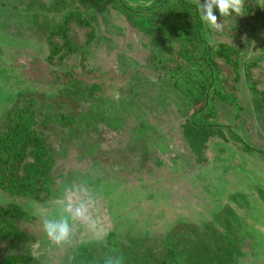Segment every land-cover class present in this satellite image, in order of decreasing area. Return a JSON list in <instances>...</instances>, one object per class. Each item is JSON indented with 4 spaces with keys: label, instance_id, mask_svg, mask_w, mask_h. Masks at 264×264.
Returning <instances> with one entry per match:
<instances>
[{
    "label": "rangeland",
    "instance_id": "374dc122",
    "mask_svg": "<svg viewBox=\"0 0 264 264\" xmlns=\"http://www.w3.org/2000/svg\"><path fill=\"white\" fill-rule=\"evenodd\" d=\"M188 1L207 16L211 0ZM242 7L213 4L222 27L204 32L226 96L197 114L198 157L184 133L200 83L115 0H0V136L22 118L48 158L40 198L0 183V264H264V0Z\"/></svg>",
    "mask_w": 264,
    "mask_h": 264
},
{
    "label": "trees",
    "instance_id": "16d2710c",
    "mask_svg": "<svg viewBox=\"0 0 264 264\" xmlns=\"http://www.w3.org/2000/svg\"><path fill=\"white\" fill-rule=\"evenodd\" d=\"M115 1L128 23L147 36L154 57L174 65L175 75L186 76L188 81L200 83L202 93L196 94L195 88L189 87V95L195 99L197 106L194 109L192 125L185 127L184 135L189 148L198 157H202L203 140L200 133L209 128L210 122L206 114L201 119L197 114L210 107L216 97L226 95L223 94L221 71L212 58V46L204 37L207 23L201 19L198 6L188 0H153L147 6L134 8L121 0ZM234 54V48H229L227 57L237 66ZM13 121L15 126H10L0 136V183L10 187L12 191L38 199L46 182L42 172L48 164L46 151L31 123H24L22 118L10 122ZM30 148L34 150L36 161L22 172L17 161ZM261 153L264 154V151ZM3 178L7 180L3 181ZM13 210V207L3 210L2 216L12 214ZM32 262V258L21 256L14 258L12 264Z\"/></svg>",
    "mask_w": 264,
    "mask_h": 264
},
{
    "label": "clouds",
    "instance_id": "9594fccd",
    "mask_svg": "<svg viewBox=\"0 0 264 264\" xmlns=\"http://www.w3.org/2000/svg\"><path fill=\"white\" fill-rule=\"evenodd\" d=\"M213 4L217 5L220 13L225 16L229 15V9H233L236 15H241L243 11L242 0H211V2L207 4V16H204L201 12V19L211 28L215 27L216 29H220L222 27V25L216 23L217 17L212 14ZM55 231L56 229L53 226H49L48 235L59 242L60 239H63L67 235L66 223L59 227V235H54Z\"/></svg>",
    "mask_w": 264,
    "mask_h": 264
}]
</instances>
